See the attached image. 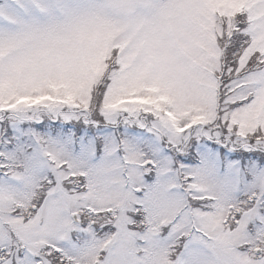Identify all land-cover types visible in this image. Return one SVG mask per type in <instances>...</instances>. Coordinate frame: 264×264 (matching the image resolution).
<instances>
[{"label": "snow or ice", "instance_id": "6c2138e0", "mask_svg": "<svg viewBox=\"0 0 264 264\" xmlns=\"http://www.w3.org/2000/svg\"><path fill=\"white\" fill-rule=\"evenodd\" d=\"M0 264H264V0H0Z\"/></svg>", "mask_w": 264, "mask_h": 264}]
</instances>
